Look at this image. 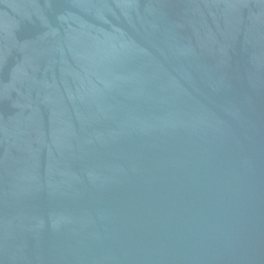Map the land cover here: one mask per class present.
Wrapping results in <instances>:
<instances>
[{"label": "water", "instance_id": "water-1", "mask_svg": "<svg viewBox=\"0 0 264 264\" xmlns=\"http://www.w3.org/2000/svg\"><path fill=\"white\" fill-rule=\"evenodd\" d=\"M0 264H264V0H0Z\"/></svg>", "mask_w": 264, "mask_h": 264}]
</instances>
